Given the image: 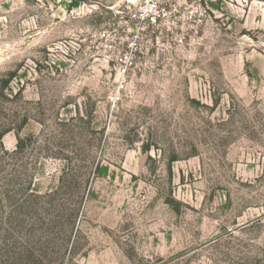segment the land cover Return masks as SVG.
Wrapping results in <instances>:
<instances>
[{"label": "rangeland", "instance_id": "1", "mask_svg": "<svg viewBox=\"0 0 264 264\" xmlns=\"http://www.w3.org/2000/svg\"><path fill=\"white\" fill-rule=\"evenodd\" d=\"M140 1L0 0V264H264V0Z\"/></svg>", "mask_w": 264, "mask_h": 264}, {"label": "built area", "instance_id": "2", "mask_svg": "<svg viewBox=\"0 0 264 264\" xmlns=\"http://www.w3.org/2000/svg\"><path fill=\"white\" fill-rule=\"evenodd\" d=\"M170 1L141 0L134 9L127 12L128 19L126 25L130 26V23L135 21L139 24L146 25L152 30L155 29V27L170 19L171 15L174 14L176 8H172ZM133 56L134 52L132 50L120 51L116 65L119 75L125 76L129 73Z\"/></svg>", "mask_w": 264, "mask_h": 264}, {"label": "trees", "instance_id": "3", "mask_svg": "<svg viewBox=\"0 0 264 264\" xmlns=\"http://www.w3.org/2000/svg\"><path fill=\"white\" fill-rule=\"evenodd\" d=\"M13 73H11V75L9 76V78L7 80H4V86H8L9 83L11 82L12 78H13ZM11 129H8V131H4L3 133L0 134V153L3 152L4 154L8 155V154H12V155H18L19 153H21L23 151V149L25 148V146L27 145V141H32L34 139H36L33 136L30 137H23L21 135V133L19 132V130H17V144H16V149L13 150L12 152H10L6 147L5 144L3 142V136L6 134V132H9ZM6 189V191H5ZM27 191L29 192V195H33L32 192H30L31 190V185L29 184L27 186ZM26 189H23V192L26 191ZM53 193H50V195ZM55 194V192H54ZM0 199L2 201H8L9 199H11V196L9 195V187H5L3 188L2 185H0ZM0 200V202H1Z\"/></svg>", "mask_w": 264, "mask_h": 264}]
</instances>
